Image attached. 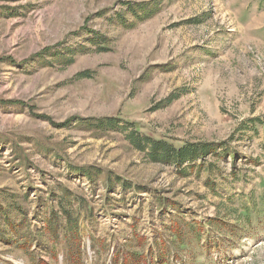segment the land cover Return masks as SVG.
<instances>
[{
	"label": "rangeland",
	"instance_id": "rangeland-1",
	"mask_svg": "<svg viewBox=\"0 0 264 264\" xmlns=\"http://www.w3.org/2000/svg\"><path fill=\"white\" fill-rule=\"evenodd\" d=\"M104 117L228 153L182 173ZM60 197L78 257L45 222ZM173 219L199 245L221 221L238 236L210 257L170 244L166 264H264V0H0V264H123Z\"/></svg>",
	"mask_w": 264,
	"mask_h": 264
},
{
	"label": "trees",
	"instance_id": "trees-1",
	"mask_svg": "<svg viewBox=\"0 0 264 264\" xmlns=\"http://www.w3.org/2000/svg\"><path fill=\"white\" fill-rule=\"evenodd\" d=\"M82 74V73H79ZM83 76H88L83 73ZM120 117H104L102 119H96L94 122V126L98 129H107L112 131H118L120 133L125 134V140L130 143V145L137 151L143 153L149 160L152 162H158L168 165H174L179 171L184 173L185 168L189 170H203L204 164L207 161V157L209 155L220 156L221 154L218 152L221 149L223 143L222 142H209V141H183L181 144H177L172 141H167L163 138H155L149 135L142 133L137 127L134 126L133 122L122 121ZM224 150V152H223ZM222 152L224 155H227L228 151L223 149ZM223 155V156H224ZM185 165V166H184ZM212 166V165H210ZM89 174L90 170L87 169L85 174ZM116 182L120 183L123 188L131 186L129 183H125L121 181L120 177H116ZM62 197L59 198V204L61 205V214L60 216L56 214L55 211L51 209L49 216L45 220L47 223L48 230L56 236V230L58 227L65 230V234L70 235L74 241V246L76 248L75 254L77 257L80 254V244L81 237L78 234L77 227L71 226V223H78V216L72 215V211L75 207L72 205L70 201H63ZM246 214V219L249 211L239 210L235 215L236 222L238 221V216L242 214ZM63 219H62V217ZM220 220V219H219ZM210 227H215L213 224V219H209ZM221 221V220H220ZM63 223H66L63 224ZM180 221L177 219H173L171 222V226L169 227V234L165 236L164 231L155 230V235L151 242L147 243L146 238L138 237L140 241V246L145 248L146 252H133L127 251L123 253V264H166L167 258L170 255L169 245H173L176 249L182 250L184 246H186V242L195 241L196 246L204 247L203 249L206 251L208 257L213 256L214 253L219 252V249L224 248L225 242H232L234 240L233 237H237L236 231V223H229L227 221H221L222 227L225 231H229L230 235L224 236L223 231L213 232L215 235L210 236L208 233L205 236V241L199 242L197 241L200 238L201 234H203V227L201 223H184L180 224ZM225 225L228 228H225ZM166 228V227H164ZM165 230V229H164ZM202 232V233H201ZM222 235V237H220ZM66 236V235H65ZM234 242V241H233ZM158 250L155 252L154 250ZM71 252V251H70ZM154 253V254H153ZM122 254V251L121 253ZM148 254V255H147ZM174 254V253H173ZM151 256L150 258H148ZM178 255H175V259L178 258ZM151 258L154 259L153 263L151 262ZM179 264H188V262L180 257ZM128 259V261H126ZM144 259H148V262ZM183 259V260H182ZM40 264H45V262L41 261ZM172 264H175L173 262Z\"/></svg>",
	"mask_w": 264,
	"mask_h": 264
}]
</instances>
